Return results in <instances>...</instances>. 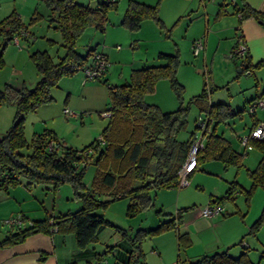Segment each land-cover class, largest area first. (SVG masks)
Here are the masks:
<instances>
[{"label":"trees","instance_id":"trees-1","mask_svg":"<svg viewBox=\"0 0 264 264\" xmlns=\"http://www.w3.org/2000/svg\"><path fill=\"white\" fill-rule=\"evenodd\" d=\"M43 1L55 15L53 20L61 33L65 53L54 62L45 51L34 52L30 55V60L39 74L35 86L31 89L25 86L17 89L5 84L0 89V105L9 104L14 109L10 126L0 136V188L7 190L8 187L23 182L28 190L34 185L44 184L50 187L48 190L56 192L60 186L68 184L73 199L78 201L80 207L75 212H66L55 218L46 216L42 220H33L23 229H7L0 237V249L21 244L38 233L50 235L54 228L62 234L73 233L76 245L82 249L97 240L100 229L110 227L131 244L127 264H146L142 242L151 236L176 230L182 224L184 212L192 207L179 209L175 216L165 214L163 216L168 218L157 227L137 229L132 234L105 219L102 209L113 200L127 199L126 216L134 217L154 208L158 191L179 187L178 172L188 156L198 127L197 120L195 131L190 133L188 139H178V135L186 128L191 105L197 107L198 118H208L210 130L204 149L197 155L196 168L206 161H218L225 167L232 166L237 170L242 168L244 154L236 152L229 141L217 133L220 125H225L228 120L240 115V112H232L230 105L226 103L210 104L205 87L189 100L187 107L179 106L171 112H162L157 105L146 103L145 96L154 91L160 79H167L176 95L181 97L182 86L176 79L177 54L159 53L157 58L164 62L162 65L131 70L127 83L115 86L105 84L110 100L105 112H109L110 116L99 137L91 143L81 149L73 148L57 140L53 132L44 130L34 134L28 144L24 137L25 115L52 101L51 90L58 87L61 78L84 70L94 53L103 54L89 49L85 55H80L76 51V42L89 27L104 33L107 13L117 8L116 2L112 0H102L95 8L81 6L75 0ZM234 7L233 13L239 15L238 24L247 20H254L258 24L260 21L264 22V14L251 8L246 0H239ZM223 14L225 12L220 11L216 16ZM146 19L159 23L157 7L128 0L120 24L129 31H136ZM25 30L14 13L0 22V34L9 39ZM236 33L238 41L242 36L238 34V30ZM105 57L107 58L106 55ZM260 66H264V60L252 66L246 55L240 66V73ZM104 74L96 81L103 78ZM256 124L254 122L251 129ZM99 138L104 141L103 145ZM50 141L56 146L53 151L48 149ZM249 146L260 153L256 168L247 171L251 180L250 189H240L233 181L225 195L212 199L213 203L209 202L210 204L222 206L224 202L233 201L236 192H244L248 198L254 189L264 187V140H250ZM91 163L94 164L97 175L92 185L86 187L83 178ZM102 193L110 195L111 199L101 201L99 198ZM254 228L257 229V226ZM250 232H253L252 228ZM177 243L179 251L185 250L191 246V239L187 234L180 233L177 235ZM106 253L97 255V259H101ZM177 264L251 263L246 250L237 258L230 257L227 250H223L195 260H179Z\"/></svg>","mask_w":264,"mask_h":264},{"label":"rangeland","instance_id":"rangeland-1","mask_svg":"<svg viewBox=\"0 0 264 264\" xmlns=\"http://www.w3.org/2000/svg\"><path fill=\"white\" fill-rule=\"evenodd\" d=\"M101 1L75 0L77 4L90 8L97 7ZM112 1L116 2L117 8L107 13L105 32L101 33L89 27L76 42V51L80 55H85L89 49L103 51V54L108 55V68L103 78L99 81L86 82L84 85L82 72L61 78L58 87L51 90L52 101L40 106L35 112L25 115L24 137L28 144L31 143L34 134L44 130L53 131L60 142L72 140L68 143H77L76 147H80L77 149L91 143L99 135L96 134L89 142L81 138L75 142L74 139L83 132L85 135L88 132L92 135L93 132L90 130L99 124L107 123L108 118L103 115L110 103L106 85L127 83L133 69L162 65L164 62L157 58L159 53L177 54L176 79L182 86L181 97L176 95L167 79H160L154 91L145 96L146 103L157 105L162 112H171L179 106L187 107L189 100L205 87L210 103H226L230 105L232 112H240L234 121L228 120L225 125H220L219 133L227 130L228 126L232 127L234 122H241L243 127L248 124L251 116L246 111V102L253 98L255 93L259 92V95L264 93V66L252 68L249 74L245 72L241 74L235 67L226 71L223 64L218 63L222 66H216L218 58L217 55L213 56L212 52L207 55V58H204V51L198 57L192 55V39H204L203 36L209 32L211 23L217 17L215 12L220 9L221 0H135L157 7L159 19V23L153 19L142 21L136 31H129L120 24L128 0ZM223 8L230 10L231 7ZM212 9L215 10L214 14ZM12 13L18 16L27 35L20 37L19 44L14 45L12 39L0 34V89L12 81L16 86L22 84L31 89L39 80V74L30 60V55L36 51H45L54 62H57L65 53L62 37L53 20L55 15L43 0H0V22ZM210 14L212 16L209 19ZM216 41L217 38H215ZM215 42H211L210 45L215 46ZM256 72L259 73L257 78ZM229 74L234 79L230 81L228 87L216 89L229 81ZM82 88L85 89L82 91ZM64 108L75 112L77 119H66L63 115ZM13 114L12 106L0 105V136L10 126ZM198 116L197 107L191 105L186 128L178 135L179 140H187L190 133L195 131ZM256 116L264 120V110L256 111ZM86 137L88 138V135ZM233 146L235 147V144ZM244 161L243 156V167L239 170L232 166L229 168L235 170V175L238 174L234 181L239 184L240 189L249 190L251 180L246 168L249 167V171L254 170L259 161L256 164L248 163L249 166ZM96 173L94 164H89L85 170L84 183L92 185L96 179ZM48 188L50 187L47 185L37 184L28 190L23 182L14 187H8L7 190L0 188V237L7 230L4 222L20 215L21 212L28 218L42 220L49 215L55 218L67 211L75 212L80 207L78 201L73 199L72 190L68 184L60 186L56 192ZM99 199L105 201L111 199V196L102 193ZM127 203V199L113 200L102 209L101 213L105 219L131 234L137 229L148 227L153 209L134 217H127ZM227 203L226 206L229 207L226 208H231L239 221L247 222L249 227L247 236L254 237L264 244V187L254 189L248 198L244 192H236L233 201H227ZM36 205L38 208L33 209L32 206ZM226 212L228 213V210L223 214ZM255 226L257 229L254 228ZM105 228L106 232L113 230L110 227ZM250 228L253 232H250ZM147 241L148 238L142 242L141 246L145 251L148 248ZM255 244L256 246L248 249V252L252 253L253 260L259 258L261 252H264L260 242L257 245L255 241ZM113 245V242H108V246Z\"/></svg>","mask_w":264,"mask_h":264},{"label":"crops","instance_id":"crops-1","mask_svg":"<svg viewBox=\"0 0 264 264\" xmlns=\"http://www.w3.org/2000/svg\"><path fill=\"white\" fill-rule=\"evenodd\" d=\"M237 1L239 2V0H236L235 5ZM221 2L220 9L217 12L212 9V14L220 11L225 12V14L216 17L211 23L209 32L203 36L204 58H207V55L212 52L213 56L217 55L218 58L216 66L219 65L218 63L223 64L226 71L231 67H235L236 69L240 68L243 58L233 59L229 56L232 48L236 44V30H238V34L242 36L247 46V56L251 65L253 66L257 62L264 60V26H261L254 20H247L238 24V16L233 13L235 9L234 5L225 1ZM246 3L254 10L264 14V0H246ZM227 6L231 7L230 10L223 8ZM212 14H210L209 19ZM215 38H217L216 42ZM193 40L195 38L192 39L191 43ZM211 42H215V46H211ZM106 56L108 59V55ZM221 66L219 65V67ZM258 72H256L257 74L255 73L256 78L259 75ZM228 77L230 78L229 81L219 85L216 89L228 87L230 81L234 79L230 74ZM8 84L17 89L24 86L22 84L16 86L13 81ZM84 89L82 88V91ZM257 96H259V92L255 93V96L249 99L246 105ZM77 117L76 115V117L72 118L77 119ZM235 119L236 117L232 118L231 121ZM254 122H264V120H260L255 115L249 118V122L245 127L241 126V122H234L232 127L228 126L227 130L223 132L219 133L217 129V133L225 137L236 152L244 154V162L248 166V163L256 164L259 161L260 153L259 151H255L254 148L244 150L240 146L239 140L249 132ZM105 126L106 124H99L90 130V132H93L92 135L89 132L86 134L88 138L85 132H83V134L75 136L74 140L78 142L77 140L81 138L85 142H89L96 134L97 136L100 135ZM53 135L56 137L54 133ZM56 139L58 140L57 137ZM62 142L73 148H80L76 147L75 144L77 143H68L72 142V140ZM234 144L236 148L233 146ZM246 169L250 170L249 167ZM237 175H235V170L225 167L221 162L206 161L199 164L189 174L187 177L188 184L185 187L158 191L155 198L153 214H151V222L148 227L140 229H153L161 221L168 218V216L163 215L175 216L179 209L192 208L184 212L182 224L176 230L167 231L148 238L147 250L142 249L145 263L177 264L179 260H195L203 255H210L216 251L223 250H227L230 257L237 258L246 250L247 258L251 264H264V252H261V256L255 260L251 257L252 253L248 252L249 247L256 246L255 241L257 245L260 242V247L262 248H264V244H261L262 242L254 237L247 236L249 232L247 222L244 220L239 221L233 213V210L226 208L229 207L226 206L228 205L227 202H224L222 206L223 212L228 210V213L223 214L222 212L221 216L213 218H204L201 216V209L211 202L212 199L224 196L230 183L236 180ZM85 186L89 187L90 185L85 184ZM34 207H37V205L32 206L33 209ZM157 211L161 213L156 214ZM20 215L28 224L35 220L28 218L25 213L21 212ZM27 226L25 225V227ZM180 233L187 234L191 239V246L181 251H179L177 243V235ZM108 242H113L114 245L110 247L108 246ZM129 251H131V244L121 236L118 237V234L114 230L106 232L105 227L100 229L97 240L94 243L82 249L76 245L73 233L62 234L55 231L50 235L38 233L28 237L21 244L0 249V264H98L103 260L110 264H127ZM104 252H107L106 255H103L101 259H97V255H101Z\"/></svg>","mask_w":264,"mask_h":264},{"label":"built area","instance_id":"built-area-1","mask_svg":"<svg viewBox=\"0 0 264 264\" xmlns=\"http://www.w3.org/2000/svg\"><path fill=\"white\" fill-rule=\"evenodd\" d=\"M214 1V0H211ZM227 3L235 5L236 0H221ZM239 16V15H238ZM26 31H20L17 35L12 38L14 45L19 44L20 37H26ZM119 48V47H117ZM192 55L194 57L200 56L204 51V39H198L192 42L191 44ZM247 55V46L242 37H240L237 41V44L232 48L230 57L231 58H244ZM108 68V60L105 55L100 53H94L90 58V63L88 66L82 70V84L84 85L86 82L96 81L100 78ZM249 74V71L246 72ZM264 110V93L260 94L257 98L253 99L247 104L246 111L251 116L254 117L256 115V111ZM63 115L66 119L76 117L75 112L71 111L68 108L63 109ZM103 115L105 117H109V112H104ZM209 120L207 117L198 118V127L197 133L195 134L192 144L190 146V150L188 156L182 165L181 169L178 172V186L185 187L188 184L187 177L191 172H193L196 168L197 163V155L200 151L204 149L206 136L209 133ZM250 140H264V122H258L249 132L242 136L239 140L240 146L244 150H250L249 146ZM99 142L101 145L104 144V141L99 138ZM49 151H53L56 149L55 143L50 141L48 143ZM222 206L220 204H210L208 203L201 209V216L204 218H213L219 217L222 213ZM30 224V222H29ZM21 215H17L13 218H10L4 222V225L7 229L10 230H19L23 229L25 225H29ZM55 232L56 229L54 228ZM98 264H110L107 261H101Z\"/></svg>","mask_w":264,"mask_h":264},{"label":"water","instance_id":"water-1","mask_svg":"<svg viewBox=\"0 0 264 264\" xmlns=\"http://www.w3.org/2000/svg\"><path fill=\"white\" fill-rule=\"evenodd\" d=\"M259 24H261L262 26H264V22L260 21ZM240 71V68H238L237 72Z\"/></svg>","mask_w":264,"mask_h":264}]
</instances>
